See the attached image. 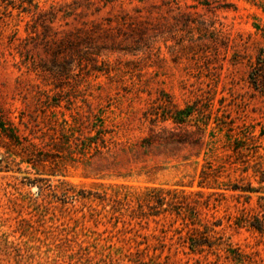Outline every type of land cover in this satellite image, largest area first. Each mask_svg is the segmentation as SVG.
I'll use <instances>...</instances> for the list:
<instances>
[{
  "label": "rangeland",
  "instance_id": "374dc122",
  "mask_svg": "<svg viewBox=\"0 0 264 264\" xmlns=\"http://www.w3.org/2000/svg\"><path fill=\"white\" fill-rule=\"evenodd\" d=\"M262 48L264 0H0V264H264L235 224L264 214ZM122 187L183 192L230 250L114 212Z\"/></svg>",
  "mask_w": 264,
  "mask_h": 264
},
{
  "label": "trees",
  "instance_id": "16d2710c",
  "mask_svg": "<svg viewBox=\"0 0 264 264\" xmlns=\"http://www.w3.org/2000/svg\"><path fill=\"white\" fill-rule=\"evenodd\" d=\"M248 80L254 89L264 93V48L258 51L254 61L251 63ZM186 116L187 114L184 110L180 109L175 115H171V118L175 123L182 124L186 122ZM261 174L260 182H263L264 171ZM232 189L248 193L260 192L259 189H255L254 187L245 188L238 185H235ZM261 192L263 195L260 198L264 199V191ZM73 196H77V194H73ZM247 197L250 198V195ZM99 198L100 200H107L106 195ZM188 198L189 196L183 194V192L180 193L176 189L147 187L145 190L136 191L122 187L116 189L114 196L108 197V200L113 202L112 209L114 212H119L120 214L129 212L128 216H130V219L138 220L139 222L148 221L151 218L154 220L156 218H159L158 220L166 219L167 214H170V217L181 218L186 223V226L192 224V231H187L188 235L183 239L184 242H188L191 249H203L205 245L212 247L214 244H224L227 246V250H230V243L224 239L219 230L215 229V227L222 225V220L217 219L211 224L204 223L203 229L196 227L195 225L200 222L198 210L187 200ZM208 204L206 203V206ZM235 224L237 226L248 224L253 229L263 231L264 214L262 216L253 214L249 218L241 214L240 217H237ZM216 234L219 236H215ZM181 237L183 238V236Z\"/></svg>",
  "mask_w": 264,
  "mask_h": 264
}]
</instances>
